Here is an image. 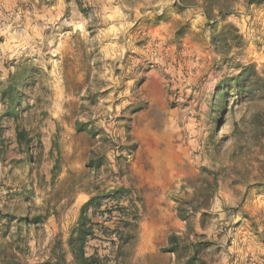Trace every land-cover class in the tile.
<instances>
[{
  "label": "rangeland",
  "instance_id": "obj_1",
  "mask_svg": "<svg viewBox=\"0 0 264 264\" xmlns=\"http://www.w3.org/2000/svg\"><path fill=\"white\" fill-rule=\"evenodd\" d=\"M228 2L0 0V264L259 263L264 0Z\"/></svg>",
  "mask_w": 264,
  "mask_h": 264
},
{
  "label": "trees",
  "instance_id": "obj_2",
  "mask_svg": "<svg viewBox=\"0 0 264 264\" xmlns=\"http://www.w3.org/2000/svg\"><path fill=\"white\" fill-rule=\"evenodd\" d=\"M251 4H253V3H251ZM175 7H178L181 9L182 8L183 9L199 8L203 11V15L207 21H215L217 19L225 20V18L230 14V10H231L230 9L231 5L228 2V0H223V1H220V0H175ZM229 28L233 29L235 31V33H237V34L239 33L236 28H234L232 26H229ZM237 36H238L237 38L241 40V37L239 35H237ZM240 68H241V73L237 77L238 80H241L245 76V74L250 70V68H248V67H240ZM239 86H243L242 83H240ZM6 92H5V94H6ZM9 92H11V89L9 90ZM17 138H18V141L20 143H22L23 141H26L27 135H26L25 131H18ZM92 204H93L92 201H90L89 203H86L83 211H86L88 209V207L91 206ZM82 226H84L83 222H82ZM86 232L87 231H85V235H86ZM198 254L199 253L197 251L195 253V255L189 259L187 264H194L197 261ZM79 255L81 257V260L85 264H92L94 262L93 259L84 258L83 254H82V246H80V248H79Z\"/></svg>",
  "mask_w": 264,
  "mask_h": 264
},
{
  "label": "built area",
  "instance_id": "obj_3",
  "mask_svg": "<svg viewBox=\"0 0 264 264\" xmlns=\"http://www.w3.org/2000/svg\"><path fill=\"white\" fill-rule=\"evenodd\" d=\"M111 201V202H110ZM106 204L101 205V207L97 210V208L91 209L90 211L96 212V219L101 223H109L114 221L118 215L119 211H117V207L120 205L119 201H115L114 198L109 197L107 199ZM122 204V203H121ZM85 256L88 257L89 255L85 253ZM93 264H99L97 261Z\"/></svg>",
  "mask_w": 264,
  "mask_h": 264
},
{
  "label": "crops",
  "instance_id": "obj_4",
  "mask_svg": "<svg viewBox=\"0 0 264 264\" xmlns=\"http://www.w3.org/2000/svg\"><path fill=\"white\" fill-rule=\"evenodd\" d=\"M152 174L155 177H158V179L160 178V180L156 181L153 183L154 186H160L163 187L164 186V162L161 163H150V168H148ZM163 178V179H161ZM158 201H162V199H158ZM164 212V210L162 211V213ZM261 250V251H260ZM259 252L257 253L256 250L254 252L257 253V262H259L258 264H264V258L261 257V253L264 254V248L260 249ZM261 252V253H260ZM246 264H251V262H248Z\"/></svg>",
  "mask_w": 264,
  "mask_h": 264
}]
</instances>
